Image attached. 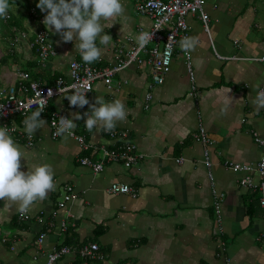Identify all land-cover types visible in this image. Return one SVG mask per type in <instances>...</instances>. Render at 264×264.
<instances>
[{
  "label": "crops",
  "instance_id": "1",
  "mask_svg": "<svg viewBox=\"0 0 264 264\" xmlns=\"http://www.w3.org/2000/svg\"><path fill=\"white\" fill-rule=\"evenodd\" d=\"M122 3L123 16L102 21L104 34L112 40L106 47L97 41L102 55L92 65H112L119 49L127 53L137 44L140 30L152 26L150 17L133 14V0ZM204 7L210 34L198 14L188 17L191 39L198 42L192 50V80L179 46L162 84L150 88L149 66L133 64L117 76L124 81L121 88L97 82L88 94L90 103L99 96L125 104L128 115L114 130L117 139L95 129L88 132L86 117L75 120L74 130L91 143L90 149L72 136L54 138L49 111L72 118L89 110L87 105L68 106L65 96L41 113L47 123L36 131L32 145L25 137L10 134L25 154L21 170L50 165L56 189L32 206L29 219L0 200L1 263L43 264L54 248L69 246L56 264H77L80 249L96 243V257L78 264H264L261 191L241 184L247 175L257 184L261 177L255 170L236 171L227 165L231 161L254 166L264 154L257 140L264 138V108L252 103L256 86L264 85V61L258 59L264 55V0H205ZM34 15V31H25L27 38L16 40L13 28L2 38L9 43L5 50L0 47L2 86L14 80L16 69L29 70L31 79L47 84L60 76L69 80L70 63L83 61L74 42H64L48 30L57 54L42 65L39 46L29 42L39 28L47 30L41 21L46 13ZM5 56L8 61L3 63ZM148 92L153 98L146 107ZM31 112L14 114L9 123L22 124ZM200 127H205L210 144L196 138ZM123 132L144 154L137 163L127 167L110 161L97 173L80 163L83 156L101 158L102 146L117 148L125 140L120 137ZM206 155L212 162L209 167ZM113 182L128 183L135 193L114 192ZM67 195L70 200L60 207ZM42 233L46 235L39 245Z\"/></svg>",
  "mask_w": 264,
  "mask_h": 264
},
{
  "label": "built area",
  "instance_id": "2",
  "mask_svg": "<svg viewBox=\"0 0 264 264\" xmlns=\"http://www.w3.org/2000/svg\"><path fill=\"white\" fill-rule=\"evenodd\" d=\"M135 3L136 11L141 15H146L152 19V26L149 29H141V32L153 33V38L143 48L134 44L131 50L124 53L122 49L117 53L116 60L112 65H92L86 64L84 61H72L70 63L71 78L66 80L62 76L58 77L54 84H47L41 80L31 79L28 71L16 69L14 72V80L7 86L0 85V120L1 126L6 127L9 134H17L20 137L27 139V144L32 145L34 141V135L29 139L26 133L23 131L22 124H16L14 122L9 123V118L14 114L26 115L27 113L43 109V114L48 112V108L51 102L55 99L62 98L71 95V89L73 87H80L86 85L91 91L97 82H104L108 88H121L124 81L117 76L120 73L133 64L148 65L152 77V82L149 84L150 88L156 84H162L171 71L173 57L179 47V42L184 38H191L190 23L188 20L189 15L198 14L199 18L203 21V25L208 34H210V16L205 10V0H133ZM43 21V18L41 19ZM40 21V22H41ZM166 29V30H165ZM13 30H17L19 38H27V33L23 30H18L16 27ZM32 41L29 42V46H39L40 58L42 65L50 59L51 56H56V48L50 43L48 29L39 28ZM132 40V38H128ZM148 55L146 58L142 57ZM185 64L187 71L191 77L194 78V68L192 61V51L184 52ZM264 61V55L258 58ZM28 81V83H26ZM264 89V85L260 87ZM89 91L88 94L91 92ZM153 98V93L148 92L146 94V107L150 106V101ZM68 106L70 102L68 101ZM67 116L66 114L53 110L48 117V122L51 130V135L54 138L56 136L55 128L53 127V121L58 124L59 117ZM114 139L118 138L117 132L109 133ZM197 139L203 140L204 143H211L207 136L205 127H200L199 132L195 135ZM73 138H75L85 150L92 147L91 143L86 142L83 135L77 134L74 130ZM120 137L125 140L117 146V148H108L102 146V155L100 159L93 160L89 156H83L80 158V163L89 167L93 172L97 173L105 168V163L114 161H122L127 167H131L144 157V154L140 153L136 149V144L128 138L127 132H123ZM258 142L264 147V138H257ZM96 150L95 152H97ZM178 162L182 163V158L178 159ZM205 164L209 167L212 162L209 160V156L206 155ZM227 165L236 171L255 170L261 177L259 184L255 183L252 176L247 175L241 179V184L249 188L259 187L261 191L260 204L264 210V154L262 158L254 165L233 163L227 161ZM112 191L118 193H135V188L128 183L114 182L111 186ZM70 200V196H65L64 200L60 201V207H65L67 201ZM217 208L220 207L218 203ZM29 219V215L27 218ZM220 221V220H218ZM45 233H42L37 240L39 245L43 244ZM69 246L61 248H54L47 254V261L45 264H56L58 258L70 251ZM98 245L91 243L85 245L80 249V253L83 257H96V251Z\"/></svg>",
  "mask_w": 264,
  "mask_h": 264
},
{
  "label": "clouds",
  "instance_id": "3",
  "mask_svg": "<svg viewBox=\"0 0 264 264\" xmlns=\"http://www.w3.org/2000/svg\"><path fill=\"white\" fill-rule=\"evenodd\" d=\"M46 13L43 24L52 33L58 34L64 42H74L76 52L86 64L101 58L100 45L108 46L112 36L104 34L102 21H109L123 16L125 8L122 0H38L36 5ZM11 11L10 0H0V20H6ZM153 38V33L141 32L135 39L138 47L143 48ZM197 41L184 38L179 42L182 51L188 53L195 49ZM256 95L252 103L257 108H264V89L256 86ZM86 85L73 87L72 94L65 96L72 107L89 110L72 118L60 116L58 124L54 120L55 135L70 137L77 127L75 120L84 119L88 132L112 133L117 124L126 120L128 112L120 99L106 101L97 96L95 103H90ZM42 108L32 111L23 120V131L31 139L38 129L47 123L41 119ZM21 158L25 154L13 140L6 127H0V200L16 207L21 217L27 218L36 202H44L49 193L55 191L54 171L50 165L41 164L21 170ZM101 172V171H100ZM114 183V182H113ZM264 203V201H262Z\"/></svg>",
  "mask_w": 264,
  "mask_h": 264
},
{
  "label": "trees",
  "instance_id": "4",
  "mask_svg": "<svg viewBox=\"0 0 264 264\" xmlns=\"http://www.w3.org/2000/svg\"><path fill=\"white\" fill-rule=\"evenodd\" d=\"M32 1H34L32 4H30V0H10V2H11V11L9 12V14L11 15L10 17H8V19H6V20H2V22H3V26H2V32H3V29H4V27H7L8 28V31H6L5 32V34H6V37L8 36L7 35V33L9 32V30H10V28H14V26H17V27H19V28H21L19 25H20V22L18 21V19L16 18V16H15V13H14V11H13V9H12V7H20L21 5L23 6L26 2H28L27 3V6L30 8V12H29V14H32V18L31 19H34V17H35V15L34 14H39V12H40V9H38L37 7H36V5H37V3L38 2H36V0H32ZM20 13H21V10H20ZM22 14V13H21ZM43 26V25H42ZM17 30H14V32H16ZM38 48V47H37ZM8 57L9 56H5V57H2V62L4 63V62H6V61H8ZM15 60V59H14ZM17 61H18V59H16ZM15 60V61H16ZM22 67H24V69H26V67H32V66H30V65H28V66H25V65H22ZM23 69V68H22ZM30 69V68H29ZM25 71H29V70H25ZM31 73V72H30ZM52 112V111H51ZM51 112L49 111V114H48V117L50 116V114H51ZM19 124H21L20 122H19ZM11 135H13V134H11ZM97 154V153H96ZM97 159H100V158H97ZM96 159V160H97ZM107 163V162H106ZM105 163V164H106ZM16 223V221H13L12 222V224H15ZM46 259H47V257H46ZM90 259V257H81V258H77V260H76V262H77V264L78 263H81V262H83V261H88ZM47 261V260H46ZM46 262H44L43 264H45ZM88 263V262H87ZM0 264H3V263H1L0 262Z\"/></svg>",
  "mask_w": 264,
  "mask_h": 264
},
{
  "label": "rangeland",
  "instance_id": "5",
  "mask_svg": "<svg viewBox=\"0 0 264 264\" xmlns=\"http://www.w3.org/2000/svg\"><path fill=\"white\" fill-rule=\"evenodd\" d=\"M27 3L28 2H26L23 6L21 5L19 8L14 6V7H12V9L15 13L16 18L20 22L19 26L21 27V29L28 32V33H32L34 31V29L32 27L31 14H29L30 8L27 6ZM32 3H33V1L30 0V4H32ZM20 10H21L22 14L20 13ZM133 14H135L136 16H140V14L137 13L135 10H134ZM9 17H10V14H9ZM2 26H3V22H2V20H0V47L3 50H5L6 48H8L9 43L7 40L3 41L2 38L5 35V32L8 31V28L4 27L3 32H2ZM53 35H54V33H53Z\"/></svg>",
  "mask_w": 264,
  "mask_h": 264
}]
</instances>
